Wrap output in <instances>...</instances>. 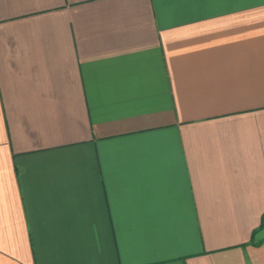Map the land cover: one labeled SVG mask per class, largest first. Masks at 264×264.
Returning <instances> with one entry per match:
<instances>
[{
  "label": "crops",
  "instance_id": "obj_1",
  "mask_svg": "<svg viewBox=\"0 0 264 264\" xmlns=\"http://www.w3.org/2000/svg\"><path fill=\"white\" fill-rule=\"evenodd\" d=\"M0 264H264V0H0Z\"/></svg>",
  "mask_w": 264,
  "mask_h": 264
}]
</instances>
